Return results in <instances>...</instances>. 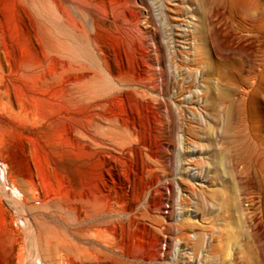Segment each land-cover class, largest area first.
I'll list each match as a JSON object with an SVG mask.
<instances>
[{"label":"rangeland","instance_id":"rangeland-1","mask_svg":"<svg viewBox=\"0 0 264 264\" xmlns=\"http://www.w3.org/2000/svg\"><path fill=\"white\" fill-rule=\"evenodd\" d=\"M198 3L210 15L208 58L223 62L220 30L228 19L250 27L253 0H0V200L18 201L7 215L24 262L34 234L44 249L72 238L82 256L66 264H263L250 186L237 194L228 159L207 146L213 124L189 97ZM189 142L204 149L192 155ZM24 170L49 203L23 205ZM85 195L108 211L99 245L77 236L64 207Z\"/></svg>","mask_w":264,"mask_h":264},{"label":"bare ground","instance_id":"bare-ground-1","mask_svg":"<svg viewBox=\"0 0 264 264\" xmlns=\"http://www.w3.org/2000/svg\"><path fill=\"white\" fill-rule=\"evenodd\" d=\"M253 1L257 20H253L250 27L246 25L241 28L234 23H229L228 19L224 22L223 29L220 30L224 35L226 44L223 45L226 48L225 52H227L224 56L220 54L224 58L223 62H213L207 55L208 51L204 43L207 39L208 28L206 19L210 15L206 16L201 3H198V8H196L197 5L195 8L189 7V26H187L191 49L188 53L189 77L191 79L189 97L191 102L197 101L200 110L206 111L207 119L213 124L211 126L212 132L211 130L207 132L208 137H205L208 139L207 146L215 147L213 155L221 164H223L222 156L228 159V168L235 178L233 182L234 187L238 190L237 194L243 188H246L244 190L246 193V190L251 189L252 195L247 201L248 207H246L255 209V211L249 212L248 219L250 217L254 221L253 224L257 230L255 231L264 237V98H259V95L264 93V6L258 0ZM236 39L238 42L242 41L249 44H238ZM187 133L190 138L201 137L191 126ZM189 144V151L192 155H196L199 150L204 149L202 144L199 147L197 145V148L191 147L194 145L191 142ZM2 156H0V160L3 162ZM28 171L24 170L25 181L21 179L22 182L19 183L17 190L25 193L24 201L21 199L24 206L37 209L43 204L49 203L52 198L49 194H46L44 198L43 195L41 198L37 197L39 183L37 184L32 173ZM249 186L250 189H248ZM0 191H4L3 193L6 194L3 187ZM38 201H41L42 205H37L39 204ZM17 203L16 198L0 200V264L2 261L6 264H14L15 258L17 259L15 264H31L33 262L32 257L34 260L39 259L41 264H66L68 261L82 256V254L79 256L77 250L80 247L72 238L63 237L58 241L55 239V242L53 237L52 240H47L48 247L44 249L39 238L32 234L28 246L32 248H30L31 251L29 250L32 257L31 260L27 258V262H24L26 261L23 258L24 246L20 244L18 254L15 252V245L18 240L15 235L18 233L15 234L14 232V220L7 215L10 212V207L17 210ZM65 203L64 207L75 214L76 230L73 231L78 234L77 236L86 240L95 237V243L99 245L101 243L99 238L103 234L105 235L104 231H106L104 227L106 226L105 214L108 213L107 209H101L86 195L70 200V203L65 201ZM243 209L241 208V211ZM19 213L25 214L22 210ZM240 213L245 215L244 212ZM238 216L240 222L247 218L246 216L244 218L241 215ZM29 227L31 228V225ZM47 238L50 239V237ZM47 238L44 237V239ZM86 251L88 250L83 249L84 256L88 255ZM261 254L260 261L264 264V249ZM247 262L248 264L257 263L256 260L250 258L247 259Z\"/></svg>","mask_w":264,"mask_h":264}]
</instances>
